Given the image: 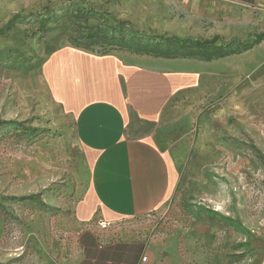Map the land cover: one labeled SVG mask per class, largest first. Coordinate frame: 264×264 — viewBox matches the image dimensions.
Here are the masks:
<instances>
[{"label": "rangeland", "instance_id": "1", "mask_svg": "<svg viewBox=\"0 0 264 264\" xmlns=\"http://www.w3.org/2000/svg\"><path fill=\"white\" fill-rule=\"evenodd\" d=\"M229 8L216 4L199 31L176 34L122 16L123 0H0V27L24 16L0 33V264H71L85 229L84 151L46 84L65 48L223 58L209 92L168 111L170 185L136 222L181 264L264 262V17L229 32L219 28Z\"/></svg>", "mask_w": 264, "mask_h": 264}, {"label": "crops", "instance_id": "2", "mask_svg": "<svg viewBox=\"0 0 264 264\" xmlns=\"http://www.w3.org/2000/svg\"><path fill=\"white\" fill-rule=\"evenodd\" d=\"M123 1L122 16L159 33L199 31L216 4L230 7L219 26L229 32L247 30L251 16L264 17V0ZM222 59L65 48L51 60L49 95L71 115L84 151L76 215L85 229L71 264H181L171 242L147 237L136 220L162 204L170 185L171 142L163 124L168 111L177 101L209 92ZM163 252L168 255L161 262Z\"/></svg>", "mask_w": 264, "mask_h": 264}, {"label": "trees", "instance_id": "3", "mask_svg": "<svg viewBox=\"0 0 264 264\" xmlns=\"http://www.w3.org/2000/svg\"><path fill=\"white\" fill-rule=\"evenodd\" d=\"M24 16H22V15H19V14H16V15H14L13 17H11L3 26H1L0 27V33H2L6 28H7V26H9L10 24H12L15 20H17V19H21V18H23ZM218 39V37H213V39H211V40H209V42H214L215 40H217ZM259 39H260V37H259ZM196 45L198 46V47H201L202 46V44L203 43H206V42H208V41H203V40H200V39H196ZM229 44V43H228Z\"/></svg>", "mask_w": 264, "mask_h": 264}, {"label": "built area", "instance_id": "4", "mask_svg": "<svg viewBox=\"0 0 264 264\" xmlns=\"http://www.w3.org/2000/svg\"><path fill=\"white\" fill-rule=\"evenodd\" d=\"M100 226H101V227H105V224L100 223ZM142 260H143V261L146 260V257H143Z\"/></svg>", "mask_w": 264, "mask_h": 264}]
</instances>
